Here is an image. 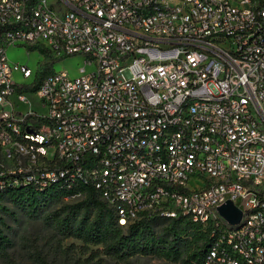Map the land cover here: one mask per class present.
<instances>
[{
	"label": "built area",
	"instance_id": "2783aa9c",
	"mask_svg": "<svg viewBox=\"0 0 264 264\" xmlns=\"http://www.w3.org/2000/svg\"><path fill=\"white\" fill-rule=\"evenodd\" d=\"M21 46L80 57L79 76L21 91ZM0 160V189L91 188L122 229L212 227L200 264H264V0H0Z\"/></svg>",
	"mask_w": 264,
	"mask_h": 264
},
{
	"label": "trees",
	"instance_id": "16d2710c",
	"mask_svg": "<svg viewBox=\"0 0 264 264\" xmlns=\"http://www.w3.org/2000/svg\"><path fill=\"white\" fill-rule=\"evenodd\" d=\"M26 49L34 50L33 47ZM51 64L52 62L46 63L36 72L33 82L22 86L20 90L34 94L41 81L52 72ZM40 122V119L35 118V127ZM57 188L58 185L43 190H37L31 184L14 187L4 185L0 189V202L5 201L22 212L30 213L58 204L57 209L42 216L43 222L55 235L61 240H78L83 247H96L92 257L102 254L117 262H125L135 256L166 262H175L184 257L183 264H200L212 240V227H200L180 218L143 220L122 229L116 225L113 211L99 200L93 189H84L83 198L79 202L64 204L61 202L64 192L58 191ZM0 213L8 215L2 205ZM155 222H167L171 227H167L158 235L152 231L151 224ZM5 232H8V227L0 218V253L3 256L6 255L9 244ZM40 260L45 264L43 258Z\"/></svg>",
	"mask_w": 264,
	"mask_h": 264
},
{
	"label": "rangeland",
	"instance_id": "374dc122",
	"mask_svg": "<svg viewBox=\"0 0 264 264\" xmlns=\"http://www.w3.org/2000/svg\"><path fill=\"white\" fill-rule=\"evenodd\" d=\"M5 55L10 64L24 66L30 71L31 75L28 78H23L19 72H12V81L16 85L22 86L30 85L36 72L40 71L46 63L52 62L51 71H64L70 78H75L79 76L78 69L82 67L83 62L80 57H69L57 61L48 60L43 54L35 50L29 51L22 46L6 49ZM89 70L86 68V72ZM18 109L41 111L36 105L34 97H29L27 104ZM0 163L6 170L13 167L11 162L0 160ZM0 205L5 207L8 212V215L0 213V218L8 227V232H5V235L9 240L6 255L3 256L0 253V264H42L41 258L44 259L45 264H183L184 261V257L175 262L160 261L142 256L132 257L125 262H117L104 257L102 254L92 257L96 247H83L78 240H61L43 222L42 216L57 209L58 204L50 205L44 210H37L36 213L22 212L5 201H1ZM151 226L152 231L160 235L164 229L171 227V224L155 222Z\"/></svg>",
	"mask_w": 264,
	"mask_h": 264
},
{
	"label": "water",
	"instance_id": "95a60500",
	"mask_svg": "<svg viewBox=\"0 0 264 264\" xmlns=\"http://www.w3.org/2000/svg\"><path fill=\"white\" fill-rule=\"evenodd\" d=\"M218 215L230 226H235L240 222V211L230 202L226 201L217 208Z\"/></svg>",
	"mask_w": 264,
	"mask_h": 264
}]
</instances>
